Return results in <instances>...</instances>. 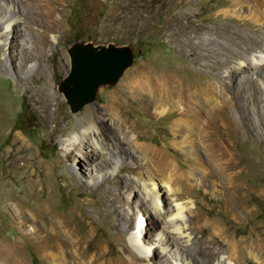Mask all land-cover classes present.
I'll return each instance as SVG.
<instances>
[{
	"label": "bare ground",
	"instance_id": "bare-ground-1",
	"mask_svg": "<svg viewBox=\"0 0 264 264\" xmlns=\"http://www.w3.org/2000/svg\"><path fill=\"white\" fill-rule=\"evenodd\" d=\"M43 2L50 7L47 11L39 7ZM143 2L139 9L151 8L146 19L153 20L161 11L166 14L161 27L169 30L172 42L180 40L183 43L179 51L183 54L181 66L184 67L178 69V60L167 66L168 60L164 61L166 67L163 69L155 61L138 66L123 84L121 95L106 102L110 122L94 108L84 110L78 120H69L71 127L80 123L89 125L80 128V135L71 142L73 148L65 149L51 165L35 160L31 145L20 133H15L14 139L19 145L8 164L16 168L12 177L26 184L25 191L30 198L11 201L13 185L10 179L0 175V203L13 216L11 235L6 233L0 219V264H30L28 247L43 264H151L150 257L125 263L116 257L111 246H120L123 252L137 255L142 252L141 244L146 247L149 238H159L162 242L163 237L173 244L179 257L173 253V256L159 258H167L172 264H180L175 262L178 258H181V264H229V261L233 264H264V231L236 238L215 214L198 206L197 209L185 208L177 203L176 210L168 213L166 197H169L165 189L169 183L176 200H180L193 195L197 186L193 181L198 180L200 187L210 189L203 195H215L238 221L251 219L256 211L253 207L255 196L264 202V88L255 79L262 78L264 83V25H261L264 0H250L248 3L249 7L260 12L258 18L241 15L242 8L246 6L244 0H231L216 13L218 20L214 25L198 19L196 2L190 4L191 0ZM67 4L68 0H0V38L10 36L5 44H12L11 48L15 49L13 55L10 49L4 51L0 43V80L11 72L15 73V80L25 88L26 97L49 116L54 114L53 119L43 122L44 133L52 142L65 134L66 127L62 120H58L59 97L48 79L46 46L54 44L56 39V35L49 32L59 31L58 37L61 36V20ZM226 18L244 26L249 32L236 30L224 22ZM30 23L41 24L42 29L22 25ZM219 36L243 42L245 54L232 47L222 53L220 46L225 48V45ZM234 55L244 56L237 65L229 62ZM201 56L209 65L205 75L202 67L196 64ZM31 61L34 62L29 65ZM15 63H19L21 68L19 74ZM227 76L239 80L230 89L224 83ZM36 80H40L37 85L34 84ZM135 104L156 119L172 117L173 144L183 149V160H175L165 149L141 141L145 136L152 138V135H148L147 130L134 119L126 117ZM14 106V101L8 98L0 85V139L9 126L8 119L15 113ZM112 138H116L115 141H111ZM135 151L141 152L143 157H136ZM78 152L82 153L81 158L86 163L83 166L97 173L96 179L86 186L63 173L66 170L65 159L78 166ZM129 158L147 168L154 187L152 196L145 184L135 178L133 189L149 199L126 197L136 211L144 210L140 212L141 220H147L142 231L145 240L136 236L130 239V243L126 232L133 225V220L124 215V203L119 195L126 189L129 177L117 179L113 176L115 164L120 161L121 170H131ZM56 170L61 173H56ZM83 187L101 189L104 197L96 211L97 221L90 220L86 231L78 233V226L84 219L86 200L77 198L74 206L64 211L59 207L63 192H83L86 190ZM154 190L158 192L159 200L154 196ZM184 211L188 215L187 220ZM114 214L117 221L110 218ZM208 215L210 219L206 218ZM149 221L155 225L150 226ZM98 222L104 228L109 226L113 229L108 242L95 233ZM27 228L31 230L27 231ZM150 229L162 236L152 234ZM189 229L199 235L192 237ZM149 245L153 252L155 249L168 252L166 248L154 246V242ZM214 245L220 248L214 249ZM223 249L227 256L223 255ZM182 260L186 261L182 263Z\"/></svg>",
	"mask_w": 264,
	"mask_h": 264
},
{
	"label": "rangeland",
	"instance_id": "rangeland-1",
	"mask_svg": "<svg viewBox=\"0 0 264 264\" xmlns=\"http://www.w3.org/2000/svg\"><path fill=\"white\" fill-rule=\"evenodd\" d=\"M118 1L120 0H68V4L64 8V15L62 16L61 20V36L58 37L60 33L59 31L49 32L50 35H56V39H54V44H48L46 46L48 50L49 61L47 67V75L48 79L56 89L59 97L60 113H58V120H62L63 125L66 127L65 134L59 135L56 138V141L52 142L49 136L44 133L43 129V122L48 120L49 118L53 119L54 114L49 116L48 114H46L44 109L38 108L26 97L25 93L23 92L25 88L21 86L22 84H19L15 80V73L11 72V74H8V77H4L0 80V85L6 90L8 98H10V100L14 101L15 103V113L13 114L12 118L10 117L8 119L9 126L6 129L3 137L0 139V175L10 179V183L13 185L12 194L10 195L11 201H18L20 199L26 200L30 198L29 194H27L25 191L26 184L21 182L20 179L15 180L12 177V173L17 171L16 168L8 164V162L15 155L14 153H16L19 145V142H16L14 139L15 133H20V135H22L31 145V147L33 148L35 160L51 165L57 160L60 153H64L65 149L73 148L71 142L74 137L80 135V128H86L89 125V123H78V126L71 127V125L69 124V120L72 118H76L78 120L79 115L84 110L94 108L98 109L100 114L103 117L107 118L110 122V115L106 109V102L108 100H116L118 95H121L123 84L128 80L129 74L138 66L149 61H155L157 65H160L158 67L165 68L169 63V65H171L173 60L174 62L178 60V69L184 67L181 66L183 54L181 53V51H179V47L183 43L180 40H177L176 43L172 42L170 40L169 30H165L161 27L165 22L166 14L161 11L157 15L155 14V18H153V20H148L146 19V15L151 11V8L139 9V7L142 6V3H144L143 1L145 0H121L123 4H118ZM195 2L197 5L196 11L198 19L211 22L209 24L214 25V21L218 20L216 13L224 6L230 4L231 0H191L190 4ZM249 2L250 0H244L243 3L246 6L242 8L241 15H248L249 17L251 16L256 18L260 17V12L257 9L248 6ZM39 7H41L43 11H47L50 8L49 5L46 4V2L40 3ZM21 13L20 15L23 16ZM56 13L58 14V12ZM146 20H148V23L146 22ZM228 20L229 18H226L224 19V22L229 23L231 26L236 28V30L240 32H249L245 29L244 26L236 25L234 22L232 23ZM261 23V25H264V21H261ZM22 25H26L30 29H42L41 24L30 23ZM27 32L29 31L27 30ZM9 38L10 36L7 35L2 39L0 38V43L2 44L4 51L10 49L11 54L14 55L15 49L11 48L12 44H5V41L10 40ZM89 38H92V40L96 44L105 42H115L119 45L131 44L134 47L137 58L135 64L124 72L118 83L102 89L99 92L98 98L95 102L87 103L83 105L78 111L73 112L70 105L67 103L64 94L59 91L58 83L61 80H64V78L69 77L72 72L71 58L67 50L69 43L76 39H83L85 41H88ZM218 38L225 45V48L220 46V50L222 51V53L228 52L229 48L231 49L232 47L236 50H240L243 54H245V51L242 47L244 45L243 42L239 40H231L226 36H219ZM15 42L16 46H18L19 40L17 38ZM232 42H238L239 44L237 45L236 43ZM253 52L258 53L255 51ZM222 53H219V55H223ZM251 55L252 54H249V56ZM242 57L244 56L234 55L233 58H230L229 62L233 65H237V61L243 60ZM166 60L168 61L166 62L167 64L165 66L164 61ZM33 62L34 61H31L29 65H31ZM196 64L202 67L203 75L207 74V72L205 71L206 69H209V65L205 57L201 56V60L196 61ZM15 68L16 73L19 74V72L21 71L19 63H15ZM221 71H223V69H221ZM255 79L256 82L262 88H264L263 79L259 77ZM39 81L40 80L34 81V84H39ZM238 81V78L235 79L231 76H227L224 78V83L229 89L230 87H234V84H237ZM54 108L55 107H53V110ZM126 114L127 118L130 117L132 120L134 119L138 125L146 129L147 131L145 132L148 133V135H152V138L145 136V138H142L141 141L151 142L157 147L165 149L166 152L172 154L173 157H175V160L179 161L184 159L185 156L183 149L173 144L175 141L173 139V134L171 133L172 117L164 116L156 119L155 117H151L152 115L149 116V113L147 114L146 112H143L142 109L140 110L137 104L132 105L130 110ZM115 139L116 138H112L111 141H115ZM123 145L127 146L128 144L123 143ZM8 152L10 155L8 154ZM78 154L80 155L78 156L76 154L79 161L78 166L75 165V163L71 164L69 160L65 159L66 170L63 173H68L72 179L81 181L86 186L96 179L95 176L97 175V173H95L93 169L91 172L90 169L83 166V164H86L85 161L81 158L83 157V155L81 152H78ZM135 155L139 158L143 157V154L141 152L135 151ZM129 160L132 163L131 170H121L123 167L122 162L120 161L115 164V169L113 172L114 175H112L116 176L117 179L129 177V183L127 184L126 189L124 191H121L119 195L120 199L124 203V215L130 217L133 220V225L130 226L126 232V239L130 243V239L136 236H140L141 238H143L142 241L145 240L142 231H144L145 229L147 220H141L140 212H144V210L136 211L134 209V206H131L132 204L128 203L126 197L134 196L136 198L142 197V199H145L144 197H148L142 192H137L133 189L135 185V178L141 180V182L145 184L148 194H151L152 196L153 192L151 191V189H154V187L150 181V175L147 172V168L141 165L139 162H135L132 158H129ZM56 173L59 174L61 172L56 170ZM11 179L13 180L11 181ZM193 182L197 184L195 190L193 191V195H187L180 200H176V197L172 193L173 191L170 190L171 185L169 183L165 185L166 193L169 197V199L166 197L167 209L169 210L168 213L174 212L176 210L177 203H181L183 206H185V208L192 207L194 209H197L196 207L198 206L200 207V209L203 208L204 210H210L211 214H215L216 218H218L219 221L229 227L230 232L232 233V235H235L236 238L248 236L250 234H262L261 231H264V202L261 201L262 199L259 200V198L255 196L253 207L256 209V211L252 214L250 220L238 221L235 220L227 212L226 208L220 204L215 195L208 194L207 197L203 195L206 190L209 192L210 189L205 188V186L200 187V185H198V180H194ZM122 183H124V181ZM83 188L86 189L83 192L79 191L78 193H75L73 190H66L65 192H63L60 202L61 205L59 207L60 211H64L69 207H73L77 201V198L86 200L87 203L85 202L86 204L83 208L84 219L78 226V233L86 231V229L89 227L88 222L90 220L97 221L98 216H96V211L100 207V199L104 197V194L100 193L101 189L99 190L89 187ZM154 191V196L156 195L157 198L158 192L156 190ZM162 193H165V191H162ZM147 199H149V197ZM157 199L159 200V197ZM1 208L2 206L0 203L1 223L4 227V230L7 231L5 232L11 235L13 234V231H11L12 229L10 228V226H12L10 225L12 223L11 218H13L12 213L10 211L7 212L3 208ZM164 211L165 208L163 206L162 212ZM183 215L187 220L188 215L185 211ZM110 218L113 221H117V216L115 214ZM206 218L210 219V215H208V217L206 216ZM148 224L150 226L155 225L152 221H149ZM206 224L209 226L208 223ZM40 225L42 226V228H44L42 224ZM95 228V233L97 232L98 234H100V236L107 242L110 240V233H112L113 229H110L109 226L104 228L103 226L99 225V222L97 223V226H95ZM26 230L30 231L31 228H27ZM188 231L192 234V237L195 235H199L192 229H189ZM149 232H152V234H155L156 236L158 235V237L162 236L159 235V233L156 234L155 230L150 229ZM152 242L155 243L154 246H160L162 248L168 249V252H163L161 250L159 251L158 249H155V252H153V247L149 245ZM146 247H143V245L141 244L142 252L135 255L123 252L120 246H115L114 244L111 246L112 250L116 254V257L122 259L123 261H125V263L129 261L131 262L133 260L143 261L145 259H149L150 257L152 258L151 264H172L170 263L169 259L159 258V256H173L174 253L176 257H179L177 256V249L173 247V244L167 242L164 237L162 239V242L161 240H159V238H149ZM213 248L218 249L220 248V246L214 245ZM27 251V256L30 264H39V257L33 253V249L31 247H28ZM223 251V255L227 256V254L225 253L226 250L223 249ZM32 256L34 257V259L32 258ZM36 256L38 258L37 260L35 259ZM30 259L33 260L31 261ZM180 259L181 258H178V261L175 262H180L181 264ZM183 261L186 260H182V263ZM40 264L43 263L40 262ZM229 264H233V262L231 263V261H229Z\"/></svg>",
	"mask_w": 264,
	"mask_h": 264
},
{
	"label": "water",
	"instance_id": "water-1",
	"mask_svg": "<svg viewBox=\"0 0 264 264\" xmlns=\"http://www.w3.org/2000/svg\"><path fill=\"white\" fill-rule=\"evenodd\" d=\"M67 50L72 72L58 83V89L73 112L87 103L95 102L102 89L118 83L137 58L131 44H96L92 38L88 41L76 39L69 43Z\"/></svg>",
	"mask_w": 264,
	"mask_h": 264
}]
</instances>
